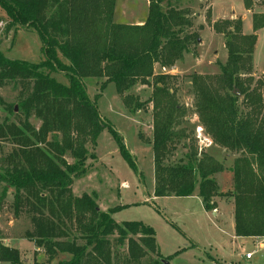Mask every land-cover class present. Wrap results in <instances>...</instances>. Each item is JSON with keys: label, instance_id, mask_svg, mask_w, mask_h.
I'll return each mask as SVG.
<instances>
[{"label": "trees", "instance_id": "16d2710c", "mask_svg": "<svg viewBox=\"0 0 264 264\" xmlns=\"http://www.w3.org/2000/svg\"><path fill=\"white\" fill-rule=\"evenodd\" d=\"M148 1L145 22L127 25L114 20L117 0H0L6 31L35 32L44 57L30 63L0 51V89L20 88L16 105L0 97V107L15 118L0 124V141L12 146L0 158V203L14 190V216L29 217L25 238L44 250L48 264L59 255L69 258L58 264H113L124 248L131 264L148 256L157 257L152 264L165 260L153 228L118 224L115 211L100 210L95 195L73 193L74 182L88 174V160L96 159L88 146L96 148L104 130L138 171L123 138L99 112L100 94L90 97L92 80H104L100 91L114 84L133 114L152 105L155 197L188 198L197 191L206 210L229 199L236 237L264 238V78L254 75L256 33L264 29V13H253L251 35L243 33L242 19L213 23L224 37L227 60L218 63L216 75L189 78L200 126L214 146L235 156L228 170L232 187L222 192L216 176L227 171L225 164L191 142L187 110L173 85L178 78L169 73L198 42L189 32L192 14L185 7L193 0ZM242 1L247 11L264 6V0ZM157 65L165 71L157 74ZM138 86L152 88L147 102L134 92ZM182 143L187 153L169 162ZM4 263L22 264V258L19 250L0 242Z\"/></svg>", "mask_w": 264, "mask_h": 264}, {"label": "rangeland", "instance_id": "374dc122", "mask_svg": "<svg viewBox=\"0 0 264 264\" xmlns=\"http://www.w3.org/2000/svg\"><path fill=\"white\" fill-rule=\"evenodd\" d=\"M185 7L189 8L192 14L193 26L189 32L198 35V42L178 64L179 73L175 74L178 79L173 85L178 91L180 105L187 110V130L191 142L201 149L203 145L197 133L200 123L194 114V99L189 78L195 73L216 75L220 72L218 63L227 60L224 37L212 28L214 20L229 18L234 13L243 19V28L251 34L252 19L242 0H193ZM116 11L118 19L129 11L135 13L137 19H142L148 16L149 9L143 1H121L117 3ZM7 24L5 13L0 8V51L11 60L40 63L44 57L38 35L26 30H20L17 34L13 29L7 32ZM254 61L258 72H264V31L259 34ZM256 78H264V74ZM57 79L67 83L64 78ZM103 81H88V93L92 99L100 94L97 99L99 112L123 138L124 144L135 159L138 171L130 168L118 143L108 130H104L96 148L88 146L90 153L96 155V159L88 160L87 176L74 182V195H95L100 210L115 211L112 217L118 224L141 222L153 228L158 251L169 264H264L262 240L241 242L235 237L234 206L231 200H217L214 210H206L197 191L188 198L155 197L154 152L150 142L153 131L152 105L149 104L144 110L133 114L124 106L114 84L100 91ZM134 92L143 102H147L151 97L152 88L138 86ZM19 93L18 86L10 85L0 89V97L8 105L17 104ZM7 117L11 121L15 120L8 115L5 107L1 106L0 124ZM195 119L197 121L194 122ZM31 122L36 128L40 127L39 121L32 119ZM203 134L208 138L205 132ZM183 144L178 146L169 162L175 163L187 153ZM203 148V151L224 162L227 171L219 173L217 180L223 192L229 191L232 187V176L228 170L232 167L235 156L224 155L221 150H216L214 145L210 149ZM11 150V145L0 141V158ZM67 160L72 162L71 158ZM13 202L14 190H10L7 198L0 203V242L19 250L22 264H48L44 250L36 251L38 248L34 243L26 240L25 234L31 230L30 219L25 214L16 218ZM250 253H253V256L247 259L246 255ZM116 254L113 264H131L127 261L125 248ZM67 258L68 255H59L51 264H58ZM155 260L156 256H148L141 264H152Z\"/></svg>", "mask_w": 264, "mask_h": 264}, {"label": "crops", "instance_id": "0c3cea01", "mask_svg": "<svg viewBox=\"0 0 264 264\" xmlns=\"http://www.w3.org/2000/svg\"><path fill=\"white\" fill-rule=\"evenodd\" d=\"M121 1H126L127 3H132V2H139V1H143V3L146 5V7L149 9V1L148 0H117V3H119V2H121ZM117 5V4H116ZM247 11V10H246ZM247 13L251 16V19H252V17H253V13H264V6H256L255 8H254V11L252 12V11H247ZM124 18V19H123ZM146 18H147V16L146 17H143L142 19H137L136 18V15H135V13H133V12H125L123 15H120V18L118 19L117 18V11H116V9H115V15H114V20H115V22L116 23H119V24H127V25H142L144 22H145V20H146ZM128 19H132V20H128ZM221 19V18H220ZM223 20H232V19H242L240 16H237L236 14H234V13H232V15H230V17L229 18H222ZM119 20V21H118ZM215 21H218V20H214V22ZM213 22V23H214ZM242 22H243V19H242ZM261 31H264V29H262V30H260V31H258L256 34H257V43H256V46H255V51H254V57H255V52H256V48H257V46H258V42H259V34H260V32ZM243 33L245 34V35H251V34H253V26H252V33L250 34L249 33V30H247V31H245V29L243 28ZM179 63H181V62H179ZM178 63V64H179ZM178 64L174 67V69L171 71V72H169L170 74H172V75H175V74H177V73H179V67H178ZM163 71V69L160 67V66H156L155 67V72L157 73V74H159V73H161ZM264 74V72H258V69H257V67L255 66V61H254V75L257 77L258 75L259 76H261V75H263ZM193 121V120H192ZM195 121H197V119H195L194 120V122ZM194 122H192V123H194ZM200 126H197V128H199ZM213 146V143H212V145H210L209 147H207V148H211ZM216 147V146H215ZM221 150L222 151V153L224 154V155H227L228 157H231V154H226V151L225 150H223V149H221V148H217L216 147V150ZM209 154H211V153H209ZM211 155H213V154H211ZM214 156V155H213ZM215 157V156H214ZM216 158V157H215ZM231 174V173H230ZM232 176V175H231ZM216 180H217V176H216ZM217 182H218V180H217ZM218 185H219V183H218ZM219 189H220V185H219ZM220 191H222L221 189H220ZM223 192V191H222ZM217 203V202H216ZM233 213H234V210H233ZM218 214V213H217ZM234 233H235V227H234ZM235 237H236V235H235ZM239 241H255V240H262L263 241V238H250V239H244V238H238V237H236ZM8 246V245H7ZM10 247V246H9ZM36 251H40L39 249H36Z\"/></svg>", "mask_w": 264, "mask_h": 264}, {"label": "built area", "instance_id": "2783aa9c", "mask_svg": "<svg viewBox=\"0 0 264 264\" xmlns=\"http://www.w3.org/2000/svg\"><path fill=\"white\" fill-rule=\"evenodd\" d=\"M163 71H165V70H163ZM197 133H198V139L200 140L203 147H209L210 145H212V142L204 136V134H203L204 132H203V129L201 127L197 128ZM203 147H201L200 150H203L204 149ZM263 243H264V238H263ZM252 256H253V253H250V254L246 255V258L250 259V258H252Z\"/></svg>", "mask_w": 264, "mask_h": 264}, {"label": "water", "instance_id": "95a60500", "mask_svg": "<svg viewBox=\"0 0 264 264\" xmlns=\"http://www.w3.org/2000/svg\"><path fill=\"white\" fill-rule=\"evenodd\" d=\"M15 110L17 111V108H15ZM163 264H169L166 260H163Z\"/></svg>", "mask_w": 264, "mask_h": 264}]
</instances>
